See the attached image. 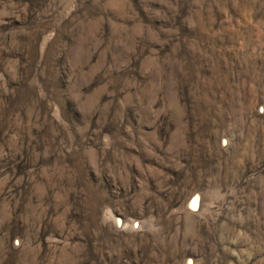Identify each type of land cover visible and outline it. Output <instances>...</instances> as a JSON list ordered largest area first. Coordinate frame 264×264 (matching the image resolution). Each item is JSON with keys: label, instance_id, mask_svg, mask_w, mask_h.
<instances>
[{"label": "rangeland", "instance_id": "obj_1", "mask_svg": "<svg viewBox=\"0 0 264 264\" xmlns=\"http://www.w3.org/2000/svg\"><path fill=\"white\" fill-rule=\"evenodd\" d=\"M0 264H264V0H0Z\"/></svg>", "mask_w": 264, "mask_h": 264}, {"label": "bare ground", "instance_id": "obj_2", "mask_svg": "<svg viewBox=\"0 0 264 264\" xmlns=\"http://www.w3.org/2000/svg\"><path fill=\"white\" fill-rule=\"evenodd\" d=\"M200 199V198H199ZM196 200V199H195ZM196 202V201H195ZM199 202V201H198ZM197 203V202H196ZM199 204V203H198ZM197 204V205H198ZM197 207V206H196ZM119 223H120V221L119 222H117V224L119 225ZM121 225H122V223H120ZM124 226H125V224H124Z\"/></svg>", "mask_w": 264, "mask_h": 264}]
</instances>
